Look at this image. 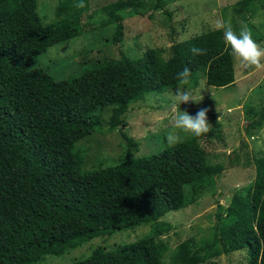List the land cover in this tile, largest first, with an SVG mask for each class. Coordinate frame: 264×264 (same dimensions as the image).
Returning a JSON list of instances; mask_svg holds the SVG:
<instances>
[{"label": "trees", "instance_id": "obj_1", "mask_svg": "<svg viewBox=\"0 0 264 264\" xmlns=\"http://www.w3.org/2000/svg\"><path fill=\"white\" fill-rule=\"evenodd\" d=\"M156 1L110 3L99 24H116L114 42L122 41L124 13L144 16L149 5L158 10L169 0ZM255 1L241 0L236 12L250 10ZM77 2L62 0L55 20L44 24L36 0H0V264L38 263L78 238L143 225L151 227L144 238L112 250L98 247L72 264H204L241 251L247 264H264V157L254 159V181L236 190L228 207L219 206V232L211 240L198 244L188 238L170 253L164 239L173 227L162 218L191 205L189 189L211 184L202 175L203 142L222 139L220 130L210 128L202 137L191 135L159 154L139 157L138 142L122 128L125 159L88 171L83 152L76 150L82 126L94 114L125 113L149 94L176 89V74L184 68L191 70V81L202 71L211 87L234 85L235 59L223 31L175 42L168 57L165 49L154 48L141 58L96 61L65 80L42 67L27 68L34 56L93 29L88 0L83 8ZM194 46L206 54L194 56ZM246 114V133L253 137L264 126V105Z\"/></svg>", "mask_w": 264, "mask_h": 264}, {"label": "rangeland", "instance_id": "obj_2", "mask_svg": "<svg viewBox=\"0 0 264 264\" xmlns=\"http://www.w3.org/2000/svg\"><path fill=\"white\" fill-rule=\"evenodd\" d=\"M36 1L42 22L49 24L54 21L62 0ZM116 1L119 0H88V14L94 18L93 29L34 56L27 68L42 67L56 80H65L81 75L90 63L118 59L121 55L141 58L149 49L162 48L168 57L173 43L216 30L218 20L231 22L237 32L241 24H246L254 40L264 47V0H256L251 9L243 13L236 12L241 0H169L164 8L158 10L149 5L144 16L124 13L126 27L123 40L114 42L116 24L102 27L99 23L102 8ZM150 1L152 6L157 3L156 0ZM235 77L234 85L218 89L207 84L202 71L196 72L191 88L199 102L180 105L181 111L193 116L201 108L208 109L210 128L220 130L222 139L203 142L207 155L202 175L207 176L211 184L202 189H189L191 205L169 212L162 218L173 227L164 236L171 244L170 253L188 238L203 244L219 232V206L228 207L234 192L254 181V159L264 157V126L253 137L246 133L250 121L247 108L259 109L264 105V67H246L235 60ZM176 89L149 94L131 105L125 113L113 114L111 109H107L94 114L91 123L82 126L83 139L76 148L83 152V170L116 165L125 159L128 145L122 137V128L138 142L136 156L159 154L168 148L165 135L171 130L170 96ZM111 124L117 127L110 129ZM180 135L181 141L191 137L190 133ZM261 189L264 195V182ZM150 230V226L143 225L116 231L112 235L103 232L81 237L71 245L54 249L51 255L33 264H72L89 257L98 247L112 250L134 243L147 236ZM165 261H169V256ZM204 264H247V260L241 251L221 255Z\"/></svg>", "mask_w": 264, "mask_h": 264}, {"label": "clouds", "instance_id": "obj_3", "mask_svg": "<svg viewBox=\"0 0 264 264\" xmlns=\"http://www.w3.org/2000/svg\"><path fill=\"white\" fill-rule=\"evenodd\" d=\"M83 8V0L74 5ZM216 28L223 31V40L230 54L241 65L246 67H264V47L257 43L251 29L246 24H241L237 32L231 22L218 20ZM194 56L205 55L206 50L199 47L190 49ZM191 70L184 68L176 74L178 82L175 93L170 96L171 101V130L166 132L165 140L169 148L175 147L181 141V133H190L194 137H202L210 131L208 109L201 108L196 115L181 111L180 105L192 101L199 102L193 95L191 88Z\"/></svg>", "mask_w": 264, "mask_h": 264}]
</instances>
